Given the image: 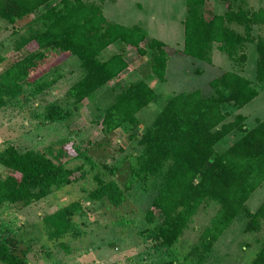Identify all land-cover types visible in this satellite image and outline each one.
I'll return each instance as SVG.
<instances>
[{
  "label": "trees",
  "instance_id": "obj_1",
  "mask_svg": "<svg viewBox=\"0 0 264 264\" xmlns=\"http://www.w3.org/2000/svg\"><path fill=\"white\" fill-rule=\"evenodd\" d=\"M184 1L180 52L210 63L214 46L242 69L245 46L253 42V81L236 70H224L207 81L211 90L208 95L194 88L169 96L141 131H134L139 124L137 113L155 99L154 89L139 78L111 90L112 101L99 112L100 131L132 130L128 137L135 139V150L127 155V174L121 185L112 178L104 179L97 170L92 174L94 186L87 192L90 200L118 206L126 199V192L152 178L154 195L142 215L149 228L140 232L148 231L155 251L167 256L159 264H205L214 243L236 215L244 217L245 232H258L264 221V202L254 210L245 205L264 180V117L254 118L252 126L246 127L245 115L237 112L257 95L256 87L264 80V34L252 33L253 27L264 25V7L253 9L237 0H221L224 10L214 13L204 10L205 0ZM31 13L35 15L26 23L24 34L15 39L13 48L20 50L30 43L34 47L0 71V108L15 101L26 88L39 94L57 80L58 76L41 81L28 78L48 51L75 56L79 73L64 89L63 101L55 99L42 105V117L47 122L65 121L71 114L65 102L79 104L126 69L128 62L122 51L100 56L111 43L119 42L134 48L140 56L147 55V76L165 80L169 58L165 43L147 37L138 23L123 25L107 20L99 3L0 0L3 21L13 23ZM227 135L233 140L216 149ZM63 153L68 154L64 148L54 156L33 148L19 150L12 144L1 148L0 165L6 172L0 175V208L19 202L28 205L81 178V164L65 166L70 156L58 160ZM71 157L81 158L90 170L102 168L112 175L116 169L105 163L98 167L83 150L76 149ZM202 205L213 207L206 224L180 256L171 255V247ZM82 211L75 199L44 215L48 237L79 235L72 217ZM255 239L258 247L248 264H264V235ZM16 242L12 228L5 225L0 230L1 264H29L25 251L18 252ZM59 245L65 247L62 242Z\"/></svg>",
  "mask_w": 264,
  "mask_h": 264
},
{
  "label": "rangeland",
  "instance_id": "obj_2",
  "mask_svg": "<svg viewBox=\"0 0 264 264\" xmlns=\"http://www.w3.org/2000/svg\"><path fill=\"white\" fill-rule=\"evenodd\" d=\"M92 1L99 3L107 20L123 25L138 23L146 30L147 37L165 43L169 54L165 80L161 82L147 76L150 72L147 55L140 56L134 48L119 42L111 43L101 51L100 56L105 58L113 52L122 51L128 62L126 69L79 104L72 106L65 102L71 112L65 121L47 122L42 117V105L51 100H62L64 89L79 73V62L75 56L66 52L48 51L28 78L40 81L49 77L58 78L39 94L26 88L15 101L0 108V149L6 144H12L19 150L33 148L54 156L64 148L68 154H61L58 160L64 161L70 156L64 162L65 166L81 164L83 176L28 205L20 202L4 205L0 208V230L5 225L12 228L17 238L18 252L25 251L29 264H159L167 256L155 251L148 231L140 232L149 228L142 215L154 195L152 178L144 185H136L126 192V199L118 206L109 205L105 200H90L87 196L88 190L94 186L92 174L97 170L104 179L112 178L121 185L127 174V155L135 150V139L128 137L132 130L117 129L107 134L100 131L99 112L112 101L111 90L115 91L129 81L144 78L154 89L156 97L137 113L139 124L134 131H141L149 125L169 96L194 88L208 95L211 90L207 81L224 70H236L253 81L254 43L248 42L245 46L246 59L242 69L235 67L214 46L211 49V61L207 63L180 52L184 0ZM239 2L248 8L264 7L263 0H237ZM204 10L221 13L224 7L221 0H205ZM34 15L31 13L13 23L0 19V55L3 56L0 71L24 51L33 49L31 43L20 50H15L13 45L18 35L24 34L26 23ZM252 33L264 34V25L253 27ZM256 89L257 95L237 110L245 115L246 127L252 126L254 118L264 117V80ZM232 140L233 136L227 135L215 147L221 150ZM76 149L83 150L98 167L105 163L116 169L112 175L102 168L90 170L81 158L71 157ZM5 172L0 165V175ZM75 199L79 200L83 209L80 215L72 217L80 234L49 238L42 217ZM263 202L264 180L250 193L245 205L249 210H254ZM212 211L213 207L209 205L197 209L191 223L171 247V255L180 256L196 240V235ZM244 220L241 214L233 218L214 243L205 264L249 263L258 247L255 238L264 235V221L260 230L253 233L243 231ZM60 242L65 245L64 248L59 245Z\"/></svg>",
  "mask_w": 264,
  "mask_h": 264
}]
</instances>
